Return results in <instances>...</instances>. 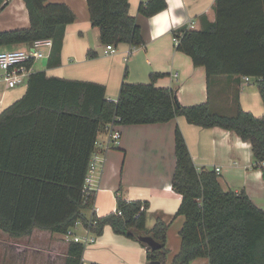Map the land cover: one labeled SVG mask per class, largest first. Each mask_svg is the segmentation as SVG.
Returning a JSON list of instances; mask_svg holds the SVG:
<instances>
[{"label":"trees","instance_id":"obj_1","mask_svg":"<svg viewBox=\"0 0 264 264\" xmlns=\"http://www.w3.org/2000/svg\"><path fill=\"white\" fill-rule=\"evenodd\" d=\"M24 1L30 28L0 31V48L52 39L47 67H59L65 29L75 22V13L65 4ZM86 1L103 45H144L129 0ZM5 2L0 0V13ZM166 9V0H149L139 13L151 18ZM215 10L216 22L205 29L173 33L178 51L206 69L209 86L220 77L255 78L264 103V0H216ZM162 77L152 75L150 84L124 83L115 103L107 99L103 85L50 77L46 71L32 74L25 96L0 114V233L12 242L36 230L59 234L64 238L52 242L66 247L63 264H83L84 245L67 241L65 235L79 221L88 225L83 213L90 208L84 204L83 189L99 134L112 122L156 125L184 117L204 129L232 131L251 143L255 168L264 172V116L244 111L238 102L234 113L220 112L212 99L184 107L175 91L155 86ZM175 153L172 185L183 197L177 216L186 222L180 232L181 250L172 264H193L197 259H209L210 264H264V212L246 192L225 191L215 171L199 172L179 128ZM117 202L118 211L99 219L93 232L100 237L110 226L115 234L144 248L138 237H153L161 249L148 250V262L166 264L168 225L158 221L148 230V202L120 197Z\"/></svg>","mask_w":264,"mask_h":264},{"label":"crops","instance_id":"obj_2","mask_svg":"<svg viewBox=\"0 0 264 264\" xmlns=\"http://www.w3.org/2000/svg\"><path fill=\"white\" fill-rule=\"evenodd\" d=\"M47 1L65 4L76 15L75 22L65 29L61 65L48 69L49 59H43L46 68L41 71H46L48 76L103 85L107 99L117 103L124 83L150 84L152 75L161 74L164 77L158 79L155 86L175 91L184 107L203 105L212 99L220 112L234 113L238 102L244 111L256 117L264 116V103L255 78L246 82L245 77H220L209 86L206 69L196 67L189 56L177 49L175 31L181 28L201 31L216 22V0H166L167 9L151 18L139 13L140 6L149 0H129L130 14L141 27L145 43L139 48L120 45L113 56L105 55L106 46L101 43L99 28L91 24L86 0ZM30 26L25 1L6 0L0 13V31H16ZM25 47L0 48V52ZM129 50L133 53L126 62ZM71 73L77 77L69 78ZM27 90L28 86L4 93L0 86L2 108L6 110L22 99ZM177 128L182 131L199 172L215 171L225 191L246 192L264 212V172L255 168L251 143L235 132L218 127L204 129L189 124L184 117L165 124L120 126L123 134L121 146L103 153V164L94 184L99 217L103 219L115 214L119 197L127 202H148L147 229L152 230L158 221L168 225L167 249L171 243H175L178 249L174 258L180 253V232L186 222L185 217L177 216L183 197L172 185L177 166ZM83 214L88 220L93 216L88 209ZM111 230L112 227L107 226L96 243L85 248L84 264L87 259L91 264H113L121 260V252L135 254L139 261L147 259V247L130 239L124 240L117 234L112 236ZM45 238L52 241L64 237L36 230L30 237L7 242V245L16 247L19 253L41 255L45 259L44 264H63L66 247L59 243L44 247L40 244ZM193 264L210 263L209 259H197Z\"/></svg>","mask_w":264,"mask_h":264},{"label":"built area","instance_id":"obj_3","mask_svg":"<svg viewBox=\"0 0 264 264\" xmlns=\"http://www.w3.org/2000/svg\"><path fill=\"white\" fill-rule=\"evenodd\" d=\"M53 46L54 42L52 39H44L35 41L25 48L0 52V86L4 89L3 92L6 93L27 87L29 78L35 73V65L43 59L50 58ZM105 49L106 56H113L118 52L117 47L114 45H107ZM132 53V50H129L125 58L126 62L129 61ZM250 80L251 78L245 77L246 82ZM1 104L2 102H0V114L3 109ZM122 137L120 125L115 122L108 124L99 134L83 189L84 204L89 206L93 216L89 219L88 225L81 221L77 222L65 235L67 241L82 244L85 248L96 243L97 235L93 230L101 218L99 217V208L95 204L96 192L94 184L103 164V153L119 148L122 143ZM217 172H220V170L218 169ZM82 233L85 235H81Z\"/></svg>","mask_w":264,"mask_h":264},{"label":"rangeland","instance_id":"obj_4","mask_svg":"<svg viewBox=\"0 0 264 264\" xmlns=\"http://www.w3.org/2000/svg\"><path fill=\"white\" fill-rule=\"evenodd\" d=\"M45 68H46V61L45 60L39 61L35 65V71L45 70ZM58 75H61V72H59ZM68 77L69 78H75L77 76H74V74L71 73V74H68ZM3 111H4V109H2V112ZM115 149H118V148H115ZM81 235H84V234H81ZM111 235L117 236L112 230H111ZM118 236H120V235H118ZM121 237L124 240L128 239L124 236H121ZM98 238H99V236H97V240H98ZM10 241H11V239L9 237H7V236L5 237L0 233V264H44L45 259L43 257H41V255L33 254L31 252L19 253L20 252L19 249H17L16 247L11 248L9 245H7V242H10ZM51 243H53L51 240H47V238H45L44 241L40 245L48 246ZM168 250H169V253L167 256L166 264H172L170 262L173 261V258L175 256L174 253H177V251H178L177 245L175 246V243H171ZM121 253H119L121 260L115 261V263H113V264H130L131 261L134 262V264H148L147 259L144 261H139L135 254L129 253L128 255H126V254L122 253L123 254L122 255ZM86 261H87L86 264H91V261L89 259H87Z\"/></svg>","mask_w":264,"mask_h":264},{"label":"water","instance_id":"obj_5","mask_svg":"<svg viewBox=\"0 0 264 264\" xmlns=\"http://www.w3.org/2000/svg\"><path fill=\"white\" fill-rule=\"evenodd\" d=\"M139 242L146 245L151 251H158L161 249V244L157 242L153 237L149 236H139ZM150 264H161L160 262H152Z\"/></svg>","mask_w":264,"mask_h":264}]
</instances>
